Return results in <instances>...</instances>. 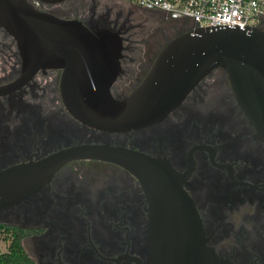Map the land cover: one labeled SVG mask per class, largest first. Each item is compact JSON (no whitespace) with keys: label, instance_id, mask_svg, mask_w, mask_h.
Returning <instances> with one entry per match:
<instances>
[{"label":"water","instance_id":"obj_1","mask_svg":"<svg viewBox=\"0 0 264 264\" xmlns=\"http://www.w3.org/2000/svg\"><path fill=\"white\" fill-rule=\"evenodd\" d=\"M47 4L64 0H39ZM0 26L22 61L16 90L39 70L62 69L69 113L103 132L160 122L216 68L227 74L251 126L264 139V29L209 25L172 38L123 99L110 86L122 39L77 19L0 0ZM49 224L35 237L36 264H219L205 246L190 194L168 162L123 147L85 143L0 170V219Z\"/></svg>","mask_w":264,"mask_h":264},{"label":"flooded vegetation","instance_id":"obj_2","mask_svg":"<svg viewBox=\"0 0 264 264\" xmlns=\"http://www.w3.org/2000/svg\"><path fill=\"white\" fill-rule=\"evenodd\" d=\"M28 1L57 17L77 19L93 33L109 29L121 37V70L110 86L118 100L141 82L167 42L191 28L189 22L149 19L131 5L125 12L98 0ZM21 67L16 41L0 26V85L13 86ZM61 76L62 69H41L16 90L0 94V170L88 142L154 156L168 162L190 194L205 246L219 264H264V139L223 69L202 78L160 122L116 133L86 126L69 113ZM28 222L0 219V236L21 237L36 264L35 237H44L49 224Z\"/></svg>","mask_w":264,"mask_h":264},{"label":"built area","instance_id":"obj_3","mask_svg":"<svg viewBox=\"0 0 264 264\" xmlns=\"http://www.w3.org/2000/svg\"><path fill=\"white\" fill-rule=\"evenodd\" d=\"M139 9L160 15L165 21L209 25H239L264 29V0H127ZM40 1L34 0V5Z\"/></svg>","mask_w":264,"mask_h":264},{"label":"trees","instance_id":"obj_4","mask_svg":"<svg viewBox=\"0 0 264 264\" xmlns=\"http://www.w3.org/2000/svg\"><path fill=\"white\" fill-rule=\"evenodd\" d=\"M0 264H34L21 244V237L15 234L9 237L6 251L0 250Z\"/></svg>","mask_w":264,"mask_h":264},{"label":"rangeland","instance_id":"obj_5","mask_svg":"<svg viewBox=\"0 0 264 264\" xmlns=\"http://www.w3.org/2000/svg\"><path fill=\"white\" fill-rule=\"evenodd\" d=\"M86 5L88 3L89 0H83ZM100 2V5L103 6L104 4H107L109 6H112L114 9L115 8H121L123 9L125 12H126V8L129 7L130 5L132 7H134L135 9H137L138 11L140 12H145L147 16H149V19H154V18H157V16H155L154 14L148 12V11H145V10H142V9H139L137 8L136 6L132 5L130 2L128 1H123V0H98ZM105 6V5H104ZM59 9V8H58ZM64 10V9H62ZM62 10H58L60 12H62ZM66 13V12H65ZM159 17V16H158ZM153 40V37L150 38V41ZM162 42V41H161ZM160 42V43H161ZM162 44H165V41L162 43ZM141 47H143V45H141ZM160 47H157V49H159ZM137 54V53H135ZM7 245H8V241L5 239V238H2V236H0V250L3 252V251H6V248H7Z\"/></svg>","mask_w":264,"mask_h":264}]
</instances>
